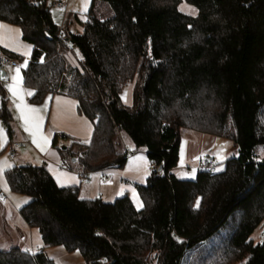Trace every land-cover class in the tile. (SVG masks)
I'll list each match as a JSON object with an SVG mask.
<instances>
[{"label": "trees", "instance_id": "obj_1", "mask_svg": "<svg viewBox=\"0 0 264 264\" xmlns=\"http://www.w3.org/2000/svg\"><path fill=\"white\" fill-rule=\"evenodd\" d=\"M182 3L195 14L183 13ZM101 4L106 18L97 16ZM50 6L0 0V20L32 45L22 71L29 102L63 95L92 123L86 142L72 138L57 149L53 136L61 165L80 176L121 168L126 137L153 169L136 187L140 207L127 194L81 199L44 164L6 169L9 191L29 199L19 214L43 247L77 251L86 264H264V235L251 238L264 221V156L256 151L264 147V0H90L83 20L72 14L60 27ZM72 48L79 67L67 59ZM128 84L131 106L121 96ZM0 94L10 137L1 85ZM182 129L229 140L237 153L213 176L179 179ZM0 264L54 262L44 250L12 247L0 248Z\"/></svg>", "mask_w": 264, "mask_h": 264}, {"label": "rangeland", "instance_id": "obj_2", "mask_svg": "<svg viewBox=\"0 0 264 264\" xmlns=\"http://www.w3.org/2000/svg\"><path fill=\"white\" fill-rule=\"evenodd\" d=\"M49 1L51 4L50 6L51 18L53 22L59 27L62 25L64 18L66 16H67L66 18H68L72 14H77L79 19L83 20L85 18V14L90 4V0H87L86 4L84 3V0H49ZM56 1H67L66 9H64V7L63 8L56 7L54 4V2ZM180 10L183 13H186L189 15L195 14V10L191 6L187 5L186 3L180 4ZM96 13L98 17L101 16L102 18L104 17L106 18L111 14L110 9L106 4L99 5ZM72 30L74 32H79L81 31V28L74 26ZM25 47H26L25 50L20 49L23 51H19L20 57H19V60L17 61L19 66L13 71L8 68L5 69V71H7L9 75V78L13 80V82H16L19 80L21 69L25 67L27 63V59L31 52V51H28L29 47H30L29 49L31 50V44L25 42ZM79 58L80 57L78 55V52L75 49L72 48L71 50H69L67 59L70 63H72V65L79 67L80 62L77 60ZM17 69H19L18 74L16 71ZM17 75H18V80H14L13 77H17ZM1 87H4V86L1 85ZM131 87L132 85L128 84L121 95L123 97L122 101L126 106H131L133 102ZM55 99H59V98H55ZM55 101L57 102H52V98L50 99L49 97H46L42 102L38 104H34L33 106L34 107L33 109H35V117H37V120H35V123H34L36 127L35 132L37 133V137L40 139L41 144L45 146L50 145L52 136L56 134L54 132L51 134L47 132L50 123L55 124V126H57V129L60 128V130H63L64 125L69 122L67 120V117H63V115L60 114L59 111H57V109H65L66 102H64V100H55ZM80 116L82 117L83 127L78 128V130L81 129V130H85L86 132L90 130V135H91L92 128H93L91 122L86 117L82 115ZM22 119H23L24 127H26L28 122L25 120L24 113L22 114ZM67 132L68 131H64V133L67 136L66 138H62L60 135L55 136V143H56L57 149L58 148L63 149L65 146H68L72 138L76 140H80L77 136H74ZM124 138H125L124 146L126 143L127 148L133 152V149L131 148V145L129 144L128 139L126 137ZM202 139H206L205 141L208 140L210 143L209 147L207 149L205 148L203 152H209V154L215 158L218 164H222V162L226 158L235 156L237 153L236 147L229 140H226L220 137L204 135L202 133L194 132V131L187 130V129H182L180 132V149H179L180 158H179L177 167L184 166L185 164L184 163V159H185L184 152H186L188 148H190L191 146H196L195 147L196 150L199 149V146L203 148L204 145L201 144V141H200ZM6 140H7L6 127L2 123L0 126V170L3 173L5 169H7L8 167H12L14 164H17V162H19L20 165L23 164L24 162H28L31 165H38V164L33 163L37 161L36 157L33 156L34 148L31 145H26V144H21V147L16 149L15 151V153L19 152L20 159L17 158L14 161L10 160L7 156L6 150L5 149L1 150ZM22 151L23 152L26 151L25 154L27 155L21 157ZM256 151L258 153L259 158H262L261 156H264L263 146L258 147ZM145 159L146 158H145L143 150L134 151L133 155L129 157L126 160L125 164L123 165L124 170L122 171L123 175H121L123 179L127 181L124 183H128V184L122 187L124 191L119 194V197L124 194H127L133 200L136 207H140V201L136 193L137 184L138 185L146 184V179L150 175V171L148 169L149 162L147 161V159L146 160ZM196 160L197 158L191 159L188 162L192 166H194L196 163ZM66 161L69 162L67 159ZM188 170H189L188 172L189 178H194L197 170L194 167H191ZM3 173L0 174V192L5 195L4 202L8 205L20 206L22 202L27 201V197L12 193L11 191H9L4 181ZM3 215L5 214L4 213L2 214V209H0V231L3 227H5L4 220L2 219ZM32 231L34 233L33 243L34 242L36 243L37 241L40 242V234L38 230L36 228H32ZM263 231H264V221L254 230V232L251 235V238L253 239L255 243L261 242L263 240V234H262ZM44 252L47 254L49 258L53 260L54 264H86L82 256L77 251L67 252L61 246L46 247Z\"/></svg>", "mask_w": 264, "mask_h": 264}, {"label": "crops", "instance_id": "obj_3", "mask_svg": "<svg viewBox=\"0 0 264 264\" xmlns=\"http://www.w3.org/2000/svg\"><path fill=\"white\" fill-rule=\"evenodd\" d=\"M0 25L3 26L0 27V49L8 52L9 54L12 53L19 56V51H23L20 49L25 50L26 48L25 41L22 39L20 29L15 25L9 24L1 20H0ZM29 48L28 51L32 52V45H31V50ZM31 52L29 54V57L31 55ZM18 60L19 58H17V61ZM18 66L19 64L16 67H7V68L13 71ZM22 71L23 68L21 69L19 80L16 82H13V80L9 78L7 71H5L7 77L9 78V82L5 81L1 84L2 86H4L2 87V90L5 98L7 99L8 107L12 116V133L10 137H8L7 135V140L1 150L5 149L7 142L10 140L20 141L21 144L31 145L34 148L33 156H35L37 159V161L33 163L38 165L44 164L46 166V169L54 178L58 186H65V187L76 186L78 188V195L81 199L100 198L104 202H112L114 199L118 198L119 194L124 191L122 187L128 184V183H124L127 181L124 180L123 177L121 176L123 175L122 171L124 170L123 169L124 166L121 168H112L107 171L108 173H111L112 176H114L113 179L109 181L111 183L108 182L102 184L101 173L99 171L92 172L88 180L81 183L80 182L81 176L77 171L66 169L61 165L59 154L56 148L52 147L51 145L53 136L51 138V143L49 146H45L41 144V141L37 137V133L35 132L36 127L34 123L35 120H37V117H35V111H30L31 109L34 108L33 107L34 104H31L29 102L31 91L24 88V86L22 85ZM9 86L13 87L15 95L13 94V92L9 91ZM0 97H1L0 98V102H1L2 99L1 94ZM49 98L50 99L52 98V102H57L55 100H64V102H66L65 104L66 108L57 109V111H59L60 114L63 115V117H67V120L69 122L64 125L63 130H60V128L57 129V126H55V124L50 123L47 132L49 134L54 132L56 133L54 134V136H57L62 134L66 135L64 131H68L67 133L77 136L80 139V141L83 142L88 141L90 138V130H88L87 132L81 129L78 130V128L83 127V121H82V117L78 115L76 112V102L73 99L63 95H55ZM55 98H59V99H55ZM23 113L25 115V120L28 122L26 127H24L23 124V119H22ZM1 124L2 122L0 123V126ZM205 140L206 139L200 140L201 144L204 145L203 148L199 146V149L196 150L195 149L196 146H191L186 150V152H184L185 155L184 163H188V161H190L191 159H195V158L198 159L199 157H202L204 155L211 156L209 152H203L204 149L205 148L207 149L210 145L209 141L208 140L205 141ZM25 153L26 151L24 152L22 151L21 157L26 156L27 154ZM8 158L14 161L17 158L20 159V154L19 152H17L15 153V157L13 159H11L9 156ZM179 158H180V154H179ZM25 164H29V163L24 162L21 165H25ZM19 165H20L19 162H17V164H14L13 166H19ZM188 172L189 170H185L184 166L183 167L176 166L173 169V173L179 179H189ZM1 173L3 172L0 170V174ZM4 200H5V195L3 198H0V209H2V214L3 213L5 214L3 215L2 218L4 220L5 227H3L0 231V248L3 250H7L12 247H18L29 253H35L39 250L45 251L46 248L43 247L41 237H40V242L37 241L36 243L35 242L33 243L34 233L32 231V228L29 227L24 222V220L19 214V209L22 206H24L29 201V199L27 198V201L22 202L20 206L8 205L4 202Z\"/></svg>", "mask_w": 264, "mask_h": 264}, {"label": "built area", "instance_id": "obj_4", "mask_svg": "<svg viewBox=\"0 0 264 264\" xmlns=\"http://www.w3.org/2000/svg\"><path fill=\"white\" fill-rule=\"evenodd\" d=\"M54 4L58 8L64 7V9H66L67 7V1H56L54 2ZM58 37L63 39L64 43L68 45V41L66 38H64V33L62 31L58 33ZM17 65H18V62L12 55L0 49V69L5 70L7 67H16ZM5 81L9 82V78L7 77L6 73L4 76V80L0 81V85ZM20 147H21V142L10 140L7 142L5 146V150L7 152V155L11 159H13L15 157L16 149ZM132 155H133V152L130 149H128L127 146L125 145V158L128 159ZM191 167H194L197 171H205L208 173L209 176H213L219 170L217 161L209 155H204L202 157H199L196 160V163L194 166H192L189 162L184 164L185 170H188ZM109 169H112V168H109ZM109 169L99 171L101 173V183L102 184H105L113 179L112 174L107 172ZM148 169L149 171H152L153 168L149 166ZM90 174L91 172H86L83 176H81L80 182L83 183L86 180H88ZM3 197H4V194L0 192V198H3ZM262 234L264 235V232Z\"/></svg>", "mask_w": 264, "mask_h": 264}, {"label": "snow or ice", "instance_id": "obj_5", "mask_svg": "<svg viewBox=\"0 0 264 264\" xmlns=\"http://www.w3.org/2000/svg\"><path fill=\"white\" fill-rule=\"evenodd\" d=\"M84 3L86 4L87 3V0H84ZM0 27H3L2 25H0ZM14 50V49H13ZM23 54V53H22ZM17 71V74L19 73V69L16 70ZM14 80H18V75L17 77H13ZM9 91L10 92H13V94L15 95V92H14V89L12 86H9ZM123 98V97H122ZM30 111H35V109H31ZM43 150V149H42ZM140 159V158H138ZM142 206V205H141Z\"/></svg>", "mask_w": 264, "mask_h": 264}, {"label": "water", "instance_id": "obj_6", "mask_svg": "<svg viewBox=\"0 0 264 264\" xmlns=\"http://www.w3.org/2000/svg\"><path fill=\"white\" fill-rule=\"evenodd\" d=\"M4 76H5V70L0 69V81L4 80Z\"/></svg>", "mask_w": 264, "mask_h": 264}]
</instances>
